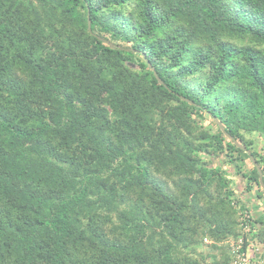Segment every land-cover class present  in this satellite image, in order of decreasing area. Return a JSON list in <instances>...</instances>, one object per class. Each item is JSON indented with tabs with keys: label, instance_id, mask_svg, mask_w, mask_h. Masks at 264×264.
Segmentation results:
<instances>
[{
	"label": "trees",
	"instance_id": "16d2710c",
	"mask_svg": "<svg viewBox=\"0 0 264 264\" xmlns=\"http://www.w3.org/2000/svg\"><path fill=\"white\" fill-rule=\"evenodd\" d=\"M259 142L264 0H0V264L264 250Z\"/></svg>",
	"mask_w": 264,
	"mask_h": 264
},
{
	"label": "rangeland",
	"instance_id": "374dc122",
	"mask_svg": "<svg viewBox=\"0 0 264 264\" xmlns=\"http://www.w3.org/2000/svg\"><path fill=\"white\" fill-rule=\"evenodd\" d=\"M261 146H264L263 142H259V144H256V148H260ZM241 171L242 172H248L250 169V163L248 161H243L241 164ZM229 178L232 179V189L238 193L239 198L247 201L252 208H250L252 214L254 216L258 215L259 213L264 211V200L262 202H256V200L253 198V192H249L246 190V180L245 178L239 174V175H233L232 173L228 174ZM264 213V212H263ZM232 241V240H231ZM211 240L209 239L208 242L204 240L203 246L200 247L199 249L205 251V253H213L216 251H213L212 249L208 248L207 245L211 244ZM208 243V244H207Z\"/></svg>",
	"mask_w": 264,
	"mask_h": 264
},
{
	"label": "built area",
	"instance_id": "2783aa9c",
	"mask_svg": "<svg viewBox=\"0 0 264 264\" xmlns=\"http://www.w3.org/2000/svg\"><path fill=\"white\" fill-rule=\"evenodd\" d=\"M248 230V229H247ZM208 242V238L204 239ZM234 259L231 264H264V250L254 243H249L243 247L241 239L231 241Z\"/></svg>",
	"mask_w": 264,
	"mask_h": 264
},
{
	"label": "water",
	"instance_id": "95a60500",
	"mask_svg": "<svg viewBox=\"0 0 264 264\" xmlns=\"http://www.w3.org/2000/svg\"><path fill=\"white\" fill-rule=\"evenodd\" d=\"M88 28H89V30L91 31V21H90V19H89V21H88ZM134 66H136V65H134ZM155 75H156L157 79L160 81V83H164L163 80L159 77V75H158V73H157L156 71H155ZM221 128L224 130V126L221 125ZM226 135L229 136V137H231L230 134H228V133H226ZM236 143H237V142H236ZM237 145H238L239 147H241L242 149L246 150L248 153H250V151L247 149L246 146H244V145H242V144H240V143H237ZM255 164H256L257 167H258L257 162H255ZM258 170H259V173H260L259 181H260L261 185H262L263 188H264L263 174H262V171H261V169H260L259 167H258Z\"/></svg>",
	"mask_w": 264,
	"mask_h": 264
}]
</instances>
